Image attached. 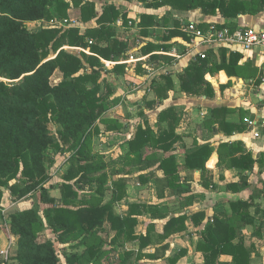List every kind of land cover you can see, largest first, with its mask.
I'll list each match as a JSON object with an SVG mask.
<instances>
[{"label": "trees", "instance_id": "16d2710c", "mask_svg": "<svg viewBox=\"0 0 264 264\" xmlns=\"http://www.w3.org/2000/svg\"><path fill=\"white\" fill-rule=\"evenodd\" d=\"M72 4L78 9L83 23L97 16L94 5L88 1L73 0ZM164 4L182 10L200 8L204 14L209 15L219 11L224 18L235 17L238 13L256 15L264 9V0H165ZM69 9L70 3L67 0H0V188L3 189L15 178L17 183L9 187L14 202L29 196L37 187L39 201L47 206L42 212L44 221L39 217V208L35 206L15 211L8 216L4 225L12 243L7 254L0 255V264H6L8 259L14 264H61L55 244H65L76 239L80 240L84 250L81 255L69 256L66 263L81 264L86 261L87 264H95L109 256V252L105 254V249L99 245L88 246V241L98 237L105 222L110 224V230L114 233L109 239V245L121 251L118 253L120 264H133L139 259L134 257L141 255L124 250L126 242L138 241L140 250L158 246L148 258H162L168 249L164 241L171 234L184 232L187 220L198 225L204 214L189 215L184 212L171 217L161 234L156 233L154 224H150L145 233H137L138 216L147 213L154 219H163L168 214V208L131 203L125 215H116L112 205L126 197V186L131 178L129 171L124 168L136 167L138 172L151 169L149 173L138 175L139 183L146 184L152 178L158 198H163L165 190H170V195L181 198L182 205L186 207L190 203V197L185 195L190 192L191 180L187 175L181 177L180 173L200 170L202 184L214 188L210 172L205 167L213 149L209 145L195 147L185 155L181 164L177 163L176 155L165 156L180 139L174 133L177 122L175 109L170 108L157 118V126L166 123L163 129L156 127L152 130L145 118L134 138L126 142V148L119 159L120 165L123 164L122 169H114V174L119 176L111 182L113 193L109 202L88 205V200L79 199L69 184L64 185L61 201L49 197L45 183L50 179L47 167L54 163L50 151L56 149L60 141L75 147L67 175L82 182L95 180L98 186L95 193L103 200L105 194L100 185L106 179L105 165L92 164L91 158L87 159L84 152L96 131L97 120L118 102L117 98L110 99L113 89L107 82L104 86L108 84V87L104 89L98 83L103 66L98 59L87 55L80 58L62 47H86L85 37H95L91 50L114 60L119 59L125 47L114 39L112 28L106 25L84 33H80L77 27L43 26L29 29L25 25L28 22L68 19ZM118 17L115 8L109 7L98 22L112 24ZM123 19L126 25L128 19ZM212 26L230 31L237 29L230 23ZM103 42L108 44L103 46ZM153 48V45H147L144 52ZM239 59L238 53L227 56L224 50L219 51L218 60L206 56L197 59L179 75L181 91L187 96L205 95L212 99L214 90L204 79L209 70L208 64L211 63L215 71H225L228 76H244L239 72L244 68L238 64ZM249 69L246 67L244 70L249 74ZM57 70L61 72L62 79L52 84L51 78ZM162 79L164 83H171L167 76ZM257 83L260 82L257 80ZM158 88L163 90V86ZM229 112L227 107L210 109V117L204 122L205 127L211 130L217 124L218 129L225 134L245 130L244 123L227 122L225 118ZM50 123L56 127L54 133L48 130ZM118 125L116 128H119ZM148 147L154 151L145 152ZM217 154L218 166L226 164L252 171L256 162L261 166L264 164V155L254 159L240 143H222ZM157 171L162 172L163 177L153 173ZM1 189L0 198L3 192ZM230 206L231 214H214L199 234L196 250L202 254L204 264H218L222 255L231 256L233 264L252 262L251 250L246 247L244 238L239 236V232L254 221V217L248 213L249 204L240 200ZM261 216L264 218V210ZM44 227L55 234L54 239L43 235ZM69 236L74 238L70 240ZM177 258L166 261L168 264H176Z\"/></svg>", "mask_w": 264, "mask_h": 264}, {"label": "crops", "instance_id": "0c3cea01", "mask_svg": "<svg viewBox=\"0 0 264 264\" xmlns=\"http://www.w3.org/2000/svg\"><path fill=\"white\" fill-rule=\"evenodd\" d=\"M67 1L70 3L69 17L74 14L73 17L80 21V25L69 23L70 26L63 24L59 27L68 28L74 26L80 30V33H84L87 30L88 32L98 30L100 26L106 25L112 29H119L121 33L126 27L123 19L125 17L128 19L127 24L134 22L133 25L138 31V35H142L145 39L148 38L145 41L146 43H143L139 48L138 54L130 55L128 51H125L122 52L117 60L112 59V57L105 58L100 56L87 46H63L62 49L68 52H83L91 57L99 58L105 68L107 83L113 89L111 99L123 98L125 103L130 101L131 103L127 104L129 112L136 110V106L142 104L143 97L149 93V99L154 102L152 108H147V112H149L148 123L152 130L157 129L156 127L163 129L166 126L165 122L157 126V118L160 113L170 108L175 109L177 122L174 126V133L180 139L174 143L173 150L165 154V156L176 155L177 163L181 164L185 155L192 152L195 147L209 145L213 149L205 167L210 172L209 176L212 178L214 188L205 187L202 184L200 170L196 169L192 172L180 173L181 177L187 175V177H190L188 179L191 180L190 192L185 195V197H190V203L186 207L182 205L181 198L170 195V190H165L164 197L158 198L155 182L151 178L147 185L141 184L143 187H150L147 191L142 188L144 191L138 194V198H129L130 191L126 190L127 197L118 202L123 204L122 211L121 213L115 212L116 215H125L128 210V204L131 203L158 205V208H168L166 209L168 214L163 219H154L147 213H142V216H138V225L135 229L137 233H145L147 227L150 224H154L156 233L161 234L164 225L171 217H177L184 212L189 215L195 213L204 214V218L200 219V223L194 225L190 220H187L184 232L171 234L164 241L168 245V249L162 258H148V256L155 253V249L158 246H148L140 250L138 241L126 242L124 250L140 253L141 255L134 257L139 258L136 263L139 261L140 264H168L166 260L176 256H178L176 264H204L202 254L196 250L199 234L206 227L208 219L214 214H231L230 204L241 200L249 204L248 213L254 217V221L253 224L245 226L239 232V236L244 238L246 247L251 250V264H264V218L261 216L264 210V164L261 166V164L256 162L252 171L241 170L226 164L218 166L219 157L217 154V149L222 143H240L246 152L252 154L254 159L264 155V134L257 139L253 138L245 124L247 119L264 117V51L261 49L244 51L239 46H231L228 43L201 47L192 42L183 31L184 25L192 22L196 23L202 30H207L212 25L219 26L229 23L234 25L237 28L236 30L246 27H261L264 26V9L256 15L238 13L235 17L224 18L219 11H216V14L209 15L204 14L200 8L175 9L168 4H164L165 0H83L84 2L92 3L97 14L88 23H83L79 18L78 9L73 7V0ZM244 2H247V0H244ZM109 7L115 8V11L119 14L118 19L112 24L109 22L100 24L98 19ZM144 16L147 18H142ZM75 19H71V21ZM63 20L64 22H70L69 19ZM114 38L116 40L119 39L118 37ZM150 44L154 48L149 52H144V48ZM221 50H224L227 56L230 53H238L240 55L238 64L244 68L239 72H242L244 76H228L225 71H215L212 64H208L207 69L209 70L204 75V79L211 84L214 90V97L212 99L207 98L205 95L190 97L199 98L201 107L208 105L209 107L202 110L203 108L199 109L192 103L190 107L182 111V106L187 104L184 100L187 95L180 89L179 75L184 72L190 63L201 58L198 56L200 52H204L206 58L218 60L219 51ZM55 56L56 54L52 58ZM139 67L143 68L142 73L138 72L137 68ZM246 67L251 69H249V74L244 70ZM131 70L134 72L133 76L127 74V71L130 72ZM135 72L139 73V76ZM163 76L169 77L171 83H164ZM127 79L137 82L141 86L144 84L142 91L136 90L140 85L132 86L133 88L128 90L127 85L123 84ZM257 80L260 83H257ZM159 86H163V90L161 89L160 91ZM220 86L223 88L220 89ZM188 98L187 100H189ZM254 98L257 99L256 102H253L252 99ZM191 100L193 102L196 101L195 98H191ZM214 107H227L230 110L225 118L227 122L244 123L246 126L245 130H236L231 134H225L218 129L217 124L213 125L211 130L205 127L204 122L210 117V109ZM179 108L180 112L177 111ZM143 110L145 111V109ZM121 124L116 135L124 139H120L118 144V148L124 151L126 142L134 138L142 122L136 125L121 126ZM150 171L152 170L137 171V176ZM153 173L163 177L160 171ZM138 184L140 183L136 185ZM147 193L149 194L147 197L151 201L146 199L145 195ZM27 201H29L27 197L17 202H12L7 197L5 204L0 203V209L5 207L1 209L4 211L9 207L8 212L13 213L32 208L33 206L28 204ZM39 203L38 200L37 205ZM37 205L36 207L39 208ZM255 211H258V213L255 214ZM105 223L104 229L106 227ZM107 224L108 229L106 230L111 234V238L114 233L110 230V224ZM11 243V239L8 238L4 231L0 230L1 256L7 254ZM218 264H233L232 257L222 255Z\"/></svg>", "mask_w": 264, "mask_h": 264}, {"label": "rangeland", "instance_id": "374dc122", "mask_svg": "<svg viewBox=\"0 0 264 264\" xmlns=\"http://www.w3.org/2000/svg\"><path fill=\"white\" fill-rule=\"evenodd\" d=\"M75 13H77V11H75ZM71 16L72 17H68L70 22H68V21L64 22V20H58L57 19V20H53L51 22H44V21L28 22L25 25L28 26L29 29L40 28L43 26L59 27L60 25H63V24L66 26H70V24L80 25V21H78L77 19H75V17H73L74 14H72ZM71 19H75V20L71 21ZM133 24H134V22H130L129 24H126L125 30H122L121 33L119 32V29H117V30L111 29L112 32L114 33V37L119 38L117 40L115 38L114 39L117 42L121 43L123 46H125L123 52L128 51L130 53V55L138 54V52L140 51L139 48L143 45V43H146L145 41H147V39H148V38H146V39L143 38L142 35H138L139 33L135 29ZM85 42L87 43V47H90L93 43H95V37L87 36V37H85ZM106 44H108V43L103 42V46H105ZM72 53L79 55L80 58L82 57V55L89 56L88 54H85L83 52L72 51ZM93 58L99 60V58H96V57H93ZM104 70H105V68L102 66V69H101L102 72H101L100 77L98 79V83H100V85H102V89L108 87V84L106 86H104V83L107 82L106 73L104 72ZM137 70L139 73H142L143 68L139 67V68H137ZM87 72H88V70H87ZM80 73H84V72L81 71ZM139 73L135 72L136 75H138ZM127 74L129 76H133L134 72L132 70L130 72L127 71ZM61 79H62V74L60 71L57 70L54 72V74L51 78V83L56 84ZM123 84L127 85L126 87L128 90L132 89L136 85H140V84H137V82H132L129 79L125 80L123 82ZM143 86H144V84L142 86L140 85L138 87V89H136V90L141 92ZM111 97H112V95L110 96V99H111ZM187 98L189 100H187ZM187 98L185 97V99H184L187 102V104L182 106V111L187 109V107H190L192 103L196 107H198L199 109L203 108L202 110H205L209 107V105L206 107H203V106L201 107V105H200L201 101L199 100V98L190 97V96H187ZM191 98H195L196 101L193 102L191 100ZM252 100H253V102L257 101L256 98H254ZM142 102H143L142 104H138L136 106L137 107L136 110H134L133 112H129L127 104H130L131 102L128 101L127 103H125L123 98L118 99V102L116 104L112 105V107L108 111H106L97 120L96 125H95L96 131H94L93 136H92V140L89 141V143L86 146V150L84 152V154L86 155L85 157H87V159L91 158L90 162L94 165H98V166L99 165H105L106 179L103 180L104 184L100 185V187L103 189L104 194H105L103 200L100 199L97 196V194L95 193L96 189L98 188L95 180H93V182H88V181L82 182L78 179H73V178L69 177V175H67V173H68L67 171H68L69 166H70L71 156L75 152V149H74L75 147H71L70 144L60 142V141H59V143H57L56 149H53L50 151L51 155L54 157V163L52 166L47 167V172H48V175L50 176V179L45 183V187L47 188L49 197H54L55 199H57V201H61L60 199L64 193V185L69 184L72 186L74 191L77 192V194L79 195V199L82 198L85 201L88 200V205H95L97 203L102 204V203H106V202L110 201V199L112 198V193H113V191H112L113 185L111 182L113 179H115V177L119 176L117 174H114V169H120L123 166V164L120 165V163H119V159H120L123 151L118 148L119 140L122 139V137L116 135V133H118V131H117L118 127L116 128V125H118L119 123L120 124L122 123L121 126L122 125H136L137 123L142 122L145 119V117L148 120L149 112H147V108L148 107L152 108V105L154 103L152 99H149V93L143 97ZM143 109H145V111ZM177 111L180 112V108L177 109ZM120 124L118 125L119 127H120ZM48 130L50 131V133H54L56 130L55 125L53 123H50L48 125ZM122 140H124V139H122ZM60 150H62V151L60 152ZM152 150L153 149L148 147V149H145L144 151L149 152ZM124 169L126 171H129V176H131V178H129L130 183L126 186V190L130 191V195H128V197L131 199L132 198H138L139 197L138 194L141 193V191H144V190H142V188H145V191H147L150 186L143 187V185H141V184L136 185L137 183H139L136 168H126L125 167ZM15 183H17V179L14 178L5 187H3V189L0 188L1 191H3L2 196L0 198V203L5 204L7 197L10 201H12V202L15 201V200H12V199H14L13 194H11L9 191L10 190L9 187ZM146 185H147V183H146ZM148 195H149L148 193L145 195L147 200L149 199V197H147ZM126 197H127V194H126ZM39 198H40L39 197V189L37 187H35L34 191L31 194H29V196H27V200H29V201H27V203L31 204V206L36 207L38 200H40ZM149 201H151V199H149ZM117 203L116 202L113 203V205H112L113 211H114V213L115 212L121 213L123 204L122 203L117 204ZM37 206H39V211H38L39 217L43 220V213L42 212L47 206L45 204H42L41 202ZM4 208L5 207H3L1 209H4ZM1 209H0V230L4 231V233L8 236V238H10L8 231H7V227L4 224H5V221L7 220L8 216L11 213L8 212L9 207H7V210H4V211H2ZM105 226L106 227H105V229H103V231L100 230L98 232L97 238H94L93 240L88 241V246L99 245L101 248L105 249L104 250L105 254L107 252H109V256L104 257V259L102 258L100 261H98L95 264H120L121 258H120V254H118V253L121 251L116 250L117 247L112 248L111 245H109V239H110L111 234L106 230V229H108L107 228L108 227L107 222L105 223ZM45 228L46 227H44V229H43V231H44L43 235L46 238H53L54 239L55 234H53L51 232V230H47ZM73 238H71L70 236L68 237V239H70V240ZM55 246H56V250L60 256L61 264H67L66 259L69 256L81 255L83 250H84V246L81 244L80 240H77V239L72 241V242L71 241L67 242L65 244L56 243ZM105 254H103V255H105ZM6 264H14V263L11 262V260L9 261V259H8ZM81 264H87V262L82 261ZM88 264H92V263L88 262ZM130 264H132V263L130 262ZM133 264H140V262L139 261L137 263L134 262Z\"/></svg>", "mask_w": 264, "mask_h": 264}, {"label": "built area", "instance_id": "2783aa9c", "mask_svg": "<svg viewBox=\"0 0 264 264\" xmlns=\"http://www.w3.org/2000/svg\"><path fill=\"white\" fill-rule=\"evenodd\" d=\"M183 31L192 42L201 47L228 43L231 46H239L244 51H264V26L246 27L232 32L226 28L216 29L215 26L202 30L192 22L185 24ZM198 56L205 58L206 55L200 52ZM245 124L253 138L257 139L264 134V117L247 119Z\"/></svg>", "mask_w": 264, "mask_h": 264}]
</instances>
